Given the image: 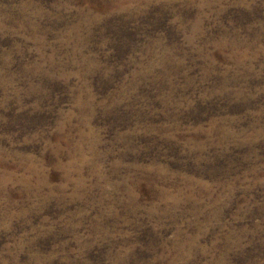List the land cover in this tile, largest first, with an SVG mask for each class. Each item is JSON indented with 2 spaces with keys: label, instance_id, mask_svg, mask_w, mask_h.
I'll return each mask as SVG.
<instances>
[{
  "label": "rangeland",
  "instance_id": "obj_1",
  "mask_svg": "<svg viewBox=\"0 0 264 264\" xmlns=\"http://www.w3.org/2000/svg\"><path fill=\"white\" fill-rule=\"evenodd\" d=\"M0 264H264V0H0Z\"/></svg>",
  "mask_w": 264,
  "mask_h": 264
}]
</instances>
